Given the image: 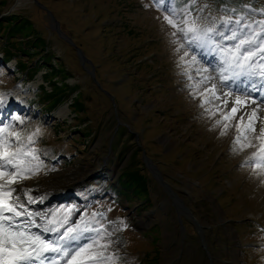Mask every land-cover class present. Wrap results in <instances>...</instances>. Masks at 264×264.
Here are the masks:
<instances>
[{
  "label": "rangeland",
  "instance_id": "obj_1",
  "mask_svg": "<svg viewBox=\"0 0 264 264\" xmlns=\"http://www.w3.org/2000/svg\"><path fill=\"white\" fill-rule=\"evenodd\" d=\"M186 7L188 0H163L162 4L155 0H8L2 16L17 12L42 20L40 26L53 40L54 60L61 59L71 71L67 82L79 84L91 117L81 122L70 101L52 111L42 107V91L37 88L43 84L45 68L29 81L12 72L14 60L0 62V93L8 94L0 109L9 99L21 108L12 107L5 116L0 112V121L11 123L9 131L24 138L36 133L33 147L40 150L43 170L21 187L31 188L34 197L58 191L48 205L53 210L76 209L73 219L105 207L110 209L108 220L127 225H121L112 237L110 251L119 257L117 264H210L188 220L176 216L174 208L171 218H166L165 210L156 209L164 193L151 174L146 184L129 178L133 170L146 174L140 164L145 152L178 196L194 212L197 208L213 264H264V170L244 163L255 148L231 150L235 127L221 136L199 100L189 94V81L170 42L172 29L163 21L172 9L174 18L180 19ZM232 9L249 21L264 19V0H246V4L196 0L189 11L201 22L212 23L214 18L233 15ZM49 11L63 36L52 27L55 21ZM66 41L75 43L77 56L79 48L84 52L82 69L71 67L73 51ZM186 50L197 56L198 67L216 74L212 69L219 61L214 53L199 47ZM229 88L222 90L244 95ZM251 98L264 105V98ZM15 116L24 123L13 121ZM238 120L239 114L233 125ZM84 125L93 129L88 137L82 135ZM259 127L257 122V134ZM252 143L258 141L252 139ZM115 181L117 189L112 191L117 190L118 200L123 201L104 199L109 186L102 184ZM70 193L73 198L66 199ZM148 202L154 204L155 213L149 214Z\"/></svg>",
  "mask_w": 264,
  "mask_h": 264
},
{
  "label": "snow or ice",
  "instance_id": "obj_2",
  "mask_svg": "<svg viewBox=\"0 0 264 264\" xmlns=\"http://www.w3.org/2000/svg\"><path fill=\"white\" fill-rule=\"evenodd\" d=\"M155 2L162 4L163 0ZM195 2L188 0L180 19L174 18L175 9L163 16L172 29L170 42L179 55L182 74L189 81L186 87L199 100L204 115L214 120L213 129L220 128L221 136L235 127L231 150L255 148L244 163L264 170V105L247 94L264 92V19L249 21L232 9L233 15L205 23L189 11ZM195 47L207 48L218 57V65L212 69L215 75L207 67H198L197 56L186 50ZM230 81L248 84L241 89L246 94L223 91ZM6 95L0 93V105ZM251 105L255 107L247 111ZM237 114L239 120L233 125ZM12 120L24 123L20 116ZM12 127L0 121V264H117L119 257L110 250L115 232L121 225L127 227L123 221H110L105 212L83 213L73 219L74 208L40 211L30 207L43 203L44 197H34L31 188L21 185L37 176L44 165L40 150L33 147L36 133L24 138L9 131Z\"/></svg>",
  "mask_w": 264,
  "mask_h": 264
},
{
  "label": "trees",
  "instance_id": "obj_3",
  "mask_svg": "<svg viewBox=\"0 0 264 264\" xmlns=\"http://www.w3.org/2000/svg\"><path fill=\"white\" fill-rule=\"evenodd\" d=\"M222 1L226 3L229 0ZM7 2L8 0H0V52L3 53V63L15 59L16 69L21 72L22 76L31 80L45 67L47 71L43 74V79L51 89H47L45 85L41 86V102L49 108L48 110H51L72 98L73 112L80 117V120L83 118L89 120L91 116L86 105V99L81 92H77L80 86L79 84L70 85L66 81L71 76V71L62 65L61 59L54 60L56 56L53 52V40L49 31L40 26L42 20L34 15L25 16L16 14L17 12L1 17L2 8ZM239 2L246 4V0H239ZM240 9L245 10L243 7ZM66 46L73 51V57L69 62L71 67L82 69L75 46L70 45L67 41ZM37 58L38 60L34 63ZM85 119L81 122H86ZM80 129L85 137L90 136L93 131L88 125H84ZM129 178L131 180L139 178L145 184L147 183V174L144 175L135 170L129 173Z\"/></svg>",
  "mask_w": 264,
  "mask_h": 264
},
{
  "label": "water",
  "instance_id": "obj_4",
  "mask_svg": "<svg viewBox=\"0 0 264 264\" xmlns=\"http://www.w3.org/2000/svg\"><path fill=\"white\" fill-rule=\"evenodd\" d=\"M38 4L40 5V3H38ZM43 8L47 9L46 7H43ZM49 13L51 14L53 20L55 21V23H54V25L52 27L54 28V30L58 31L63 36V33L60 31L58 21L54 18V16L51 13V11H49ZM68 40H70L72 42L71 39H68ZM78 54H79L81 63L85 66L84 62L86 60V57L84 55V52L80 48L78 49ZM89 72L93 75V77L95 76L94 73H92L91 71H89ZM144 160H145L148 168L150 169L151 173L153 174V176L165 187L166 191L168 192V195L171 196L174 199V201H175L174 206L176 207L177 212L178 213H183L187 217H190L193 220V222L196 224L199 232L202 234V229L200 228V223L193 216L190 208L185 204L184 200L180 196H178V194L171 187V185L163 178V176H162L160 170L158 169V167H156L151 162V160L148 159L147 157H144ZM204 246H206L205 243H204ZM207 253L210 254L208 251H207Z\"/></svg>",
  "mask_w": 264,
  "mask_h": 264
},
{
  "label": "flooded vegetation",
  "instance_id": "obj_5",
  "mask_svg": "<svg viewBox=\"0 0 264 264\" xmlns=\"http://www.w3.org/2000/svg\"><path fill=\"white\" fill-rule=\"evenodd\" d=\"M161 190L163 191V193H164V198L163 199H165V198H167V199H169L171 196H169L168 194H167V192L165 191V190H163L162 188H161ZM171 203H173V205H174V203H175V201H173L172 202V199H170V203H165L164 202V208L163 209H161L162 207L160 206V204L159 203H157V204H155V206L157 207V209H159V210H165V211H163V214L164 215H166V216H168V217H166V218H171L170 217V215H171V213H170V210L172 209V208H174V206L171 204ZM186 203V202H185ZM187 204V203H186ZM188 205V204H187ZM166 207H168L169 209H168V211L165 209ZM189 208L191 209V207L189 206ZM175 210H176V208H174ZM195 209V208H194ZM197 209V208H196ZM195 209V210H196ZM192 210V209H191ZM192 212L195 214V216L196 217H199V213L197 212V210H196V212H194L193 210H192ZM176 213V212H175ZM176 216H178V214L176 213ZM165 217V216H164ZM179 217H184V218H186V220H188V218L186 217V216H184V215H180ZM188 223H189V225L192 227V230L194 231V232H196L197 233V230H196V228H195V226L193 227L192 226V224H191V222L188 220ZM160 228H162V226L160 227ZM179 230V229H178ZM180 231V230H179ZM180 233H181V231H180Z\"/></svg>",
  "mask_w": 264,
  "mask_h": 264
},
{
  "label": "bare ground",
  "instance_id": "obj_6",
  "mask_svg": "<svg viewBox=\"0 0 264 264\" xmlns=\"http://www.w3.org/2000/svg\"><path fill=\"white\" fill-rule=\"evenodd\" d=\"M254 83H255V81H253ZM249 86V85H248ZM230 89V88H229ZM238 91V90H237ZM238 93V92H237ZM7 102H9V103H7ZM4 105H3V107H2V109H4V108H7L6 107V105L8 106V105H12V107H13V105L14 104H16V102H14L12 99H10V101H7ZM17 105V104H16ZM7 110L8 109H6V111H5V113L7 112ZM248 111V110H247ZM31 195H35L34 194V191L31 193ZM46 195V194H45ZM44 195V196H45ZM46 198V197H45ZM46 204V205H45ZM49 205H51L50 203H49ZM48 205V200L46 201L45 199H44V201H43V204L42 203H37V204H33V205H31L30 207L33 209V210H37V209H39V208H42L41 209V211H53V206L51 205V206H49ZM53 207V208H52Z\"/></svg>",
  "mask_w": 264,
  "mask_h": 264
}]
</instances>
